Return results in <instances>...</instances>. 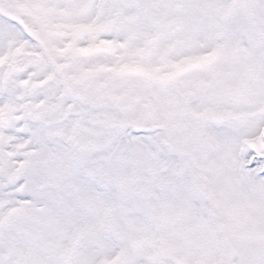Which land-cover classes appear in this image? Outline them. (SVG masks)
<instances>
[{"label":"snow or ice","instance_id":"snow-or-ice-1","mask_svg":"<svg viewBox=\"0 0 264 264\" xmlns=\"http://www.w3.org/2000/svg\"><path fill=\"white\" fill-rule=\"evenodd\" d=\"M0 264H264V0H0Z\"/></svg>","mask_w":264,"mask_h":264}]
</instances>
